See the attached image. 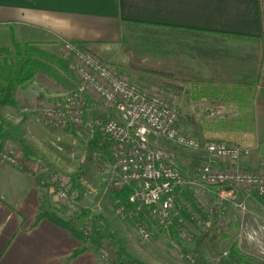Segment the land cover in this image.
I'll return each mask as SVG.
<instances>
[{
	"label": "crops",
	"instance_id": "crops-1",
	"mask_svg": "<svg viewBox=\"0 0 264 264\" xmlns=\"http://www.w3.org/2000/svg\"><path fill=\"white\" fill-rule=\"evenodd\" d=\"M0 30L61 55L67 41L97 48L106 61L117 68L125 66L123 75L141 85L145 78L159 81L144 70L230 84L254 78L259 47L264 45V0H0ZM40 76L19 91L60 102L56 98L61 95L50 94V86L43 85L47 80ZM74 81L79 88L75 77ZM87 108L96 118H118L114 108L90 96ZM241 108L264 115V68L252 105ZM250 115L240 120L249 123ZM190 124L187 130L201 141L211 140L225 125L202 126L199 137L190 127L195 123ZM202 160L203 156L199 163ZM178 162L182 173H187L184 167L192 164L191 159ZM24 165L0 166V264H105L90 242L47 219L35 224L42 189ZM240 166L257 169L252 158L242 160ZM80 250L84 251L74 256Z\"/></svg>",
	"mask_w": 264,
	"mask_h": 264
},
{
	"label": "rangeland",
	"instance_id": "rangeland-1",
	"mask_svg": "<svg viewBox=\"0 0 264 264\" xmlns=\"http://www.w3.org/2000/svg\"><path fill=\"white\" fill-rule=\"evenodd\" d=\"M5 32L8 31L0 30V45L12 46L11 37L5 36L3 34ZM110 64L114 67L117 65L111 62ZM54 68L63 77L67 84L66 88L43 75L40 77L47 80V82H43V85L44 87L50 86L48 88L53 91L50 94L61 95L57 96L56 99L60 97L59 101L65 102L78 92V86H76L72 75L62 71L57 66ZM126 78L130 82L135 81L131 76ZM144 80L146 83H142V86L150 89L151 92L162 93L180 111L182 118L179 125L181 130L184 129L186 132H183L187 134L197 137L187 130V123H195L190 124L191 130L196 131L199 137H202V128L205 125H208L210 129H221L227 121L231 119L240 120L241 117L249 113V115H253L248 122L249 124L255 123L256 139H264V132L255 130V128H261L264 131V115H257L256 110L241 108L238 105H224L205 101L195 102L186 92L175 95L163 91L161 83H159L160 80L157 81L153 78H145ZM47 94L49 95V93ZM88 97L85 95L86 99ZM35 99L53 102L55 98H49L45 94L27 95L25 92L18 91L19 106L17 109L0 106V121L15 129V132H11V139L2 141L0 138V146L2 145L3 150L7 153L18 157L19 164L14 167H21L26 163L24 166L31 170L36 181L37 177H44V180L54 183L53 179L57 177L62 182L67 183L71 193L77 199L76 210L69 209L66 204L60 201L56 202L55 194L52 197V200L55 201L53 205L64 208L67 213H72L75 216L81 209L86 210L89 213L88 219L92 222L100 219V226L110 236L103 239L101 249L107 251L111 257H114L117 250L123 247L127 254L140 264H264V205L255 200L252 193H247L242 189H234L233 194L226 197L219 195L222 189L218 188L182 190L177 198L180 200L179 204L177 202V206L183 218L182 224L184 226L175 228V230L162 229L156 222L149 221L144 226L148 228L150 237L148 240H144L138 232L137 222H134L127 212L122 211V208L117 207L114 190L108 186L107 181L114 176V163L111 151L107 152L100 146H103L104 143H110L101 128L97 125L88 127L85 124L79 127L69 126L66 129L51 128L42 121L39 114H27L26 116L22 114L21 106ZM95 99L100 104L107 105L99 99ZM107 106L114 108L116 116L120 117L121 113L116 108L117 106ZM5 109L12 114L6 113ZM91 117L94 116L89 115L87 108L85 121ZM189 117L193 118V122L189 121ZM97 119L103 125L114 118L97 117ZM100 137L101 142L98 146L96 140ZM20 141L28 148L29 153L34 158L29 163L23 157L22 145L18 143ZM158 145L174 156L175 163L181 170L178 160L190 158L192 164L184 167L187 170V173L184 171V175L188 180L195 179L200 164L199 159L204 154L203 151L187 150L164 139L159 140ZM263 151L264 149L261 148L255 151L256 159L255 161L252 159L255 168H264ZM224 166L222 165V167ZM56 185L58 186V184ZM184 191L193 194L199 209L208 215V220L200 218L201 215L194 212L190 204L181 199ZM240 204H243L246 209L240 207ZM183 209H185V215L182 213ZM85 228L89 229L91 225L87 224ZM219 231L224 232L227 238L220 243L218 250L214 251L211 249L210 240ZM203 233L210 235L208 238L202 239ZM113 237H116L120 244ZM234 245H237L238 249L249 258L244 259L246 263L239 261L231 253V248ZM99 250L97 251L98 254ZM100 261L102 260L100 259ZM102 262L107 263L108 261Z\"/></svg>",
	"mask_w": 264,
	"mask_h": 264
},
{
	"label": "built area",
	"instance_id": "built-area-1",
	"mask_svg": "<svg viewBox=\"0 0 264 264\" xmlns=\"http://www.w3.org/2000/svg\"><path fill=\"white\" fill-rule=\"evenodd\" d=\"M62 57L79 82L78 92L65 102L35 99L22 105L21 112L24 115L39 114L42 121L54 129L83 124L99 126L110 141L114 163V176L107 181L108 186L114 191L133 187L129 202L136 210L127 212L129 217L146 212L150 220L165 229L174 226L176 220L183 223L177 198L188 188L222 189L219 195L223 197L231 196L234 189L264 196V168L249 170L240 166L242 160L251 157L252 148L224 141H201L186 134L179 125L180 111L162 93L130 82L93 47L84 48L67 41L62 44ZM85 95L117 106L120 117L103 125L96 117L85 121L88 107ZM161 139L187 150L203 151V160L194 180H188L175 163L174 156L158 145ZM18 164V157L0 152V166ZM53 182L58 184L55 201L75 211L77 199L67 183L57 177ZM239 206L246 209L243 204ZM121 210L125 211V208ZM144 225L137 223V229L140 236L148 240L150 232ZM90 231L91 228L87 229L86 234ZM99 258L108 261L111 255L100 249Z\"/></svg>",
	"mask_w": 264,
	"mask_h": 264
},
{
	"label": "trees",
	"instance_id": "trees-1",
	"mask_svg": "<svg viewBox=\"0 0 264 264\" xmlns=\"http://www.w3.org/2000/svg\"><path fill=\"white\" fill-rule=\"evenodd\" d=\"M10 45H0V106L11 107L17 109L19 103L17 101L18 91L26 84L35 80L37 75H43L50 80L54 81L60 86L66 87L67 84L59 72L54 68L57 66L62 71H65L73 76L69 70L68 64L61 54L55 53L51 50L45 49L38 44L22 43L18 41L13 34L11 35ZM82 45V44H81ZM84 48L90 47L82 45ZM97 49V48H95ZM97 51V50H96ZM101 57L106 60L102 55ZM134 67V66H133ZM132 68V70L139 68ZM117 68V67H116ZM264 68V45H260L258 53V66L254 78L250 80L239 81L235 83H222L205 79H196L180 73H156L148 70H144L145 74L156 75L162 82V90L167 93H173L180 95L186 92L189 97L195 102L208 101V102H220L221 104L235 103L238 106H250L252 105L256 88L259 85L262 72ZM122 69V70H121ZM125 66H119L117 70L123 75ZM140 70V69H139ZM138 70V71H139ZM74 77V76H73ZM134 83V82H133ZM139 84V83H138ZM250 121V120H249ZM97 130V129H96ZM11 132H15L10 125L0 121V138L2 141H6L12 138ZM98 131L96 132V134ZM17 140V139H16ZM99 146L101 137L96 140ZM209 141V140H208ZM210 141H224L228 144L238 145L242 147L252 148L255 151L259 148L264 149V139L257 140L254 132V125L249 124L246 120H232L227 121L223 126V129L216 132L211 136ZM23 148V157L27 163L34 158L29 153L22 142H18ZM109 143V142H108ZM105 151L110 150V143H104L100 145ZM3 146H0V152L3 151ZM255 151L252 154V159H256ZM264 154V151H263ZM37 183L42 189V200L40 205V213L38 214L35 224L43 219H47L54 223L56 226L68 231L72 236L77 237L82 242H90L94 245L96 250L102 248L103 239L110 237L106 234L105 229L100 226L101 220L92 222L88 219L89 213L86 210L81 209L77 216L72 213H67L64 208L55 207L52 203V197L56 192V184L44 180V177H37ZM133 192L132 186H127L121 191H114L117 199V207L125 208V212L135 211V206L130 204L129 196ZM253 198L259 203L264 205V196H260L258 193H252ZM181 199H184L190 204L194 212L199 213L203 220H208V215L202 213L199 209L193 194L189 191H184L181 195ZM178 204L180 200H177ZM185 215V209L182 210ZM216 217V216H215ZM137 223L153 222L147 217L146 212L137 213L131 218ZM91 225V230L86 234V225ZM184 224L175 221V225L169 229L175 230V228H182ZM163 229V228H162ZM209 233H203L204 238L209 237ZM112 238V237H111ZM224 232L219 231L210 240L211 249L217 251L222 241L226 240ZM114 240H117L116 237ZM118 241V240H117ZM120 244V241H118ZM84 250L77 251L74 256L81 254ZM100 251V250H99ZM231 253L236 258L245 262L247 257L238 249L237 245L231 248ZM249 259V258H247ZM109 262V263H108ZM105 264H140L138 261L130 257L123 247H120L115 256L111 257ZM246 263V262H245Z\"/></svg>",
	"mask_w": 264,
	"mask_h": 264
}]
</instances>
